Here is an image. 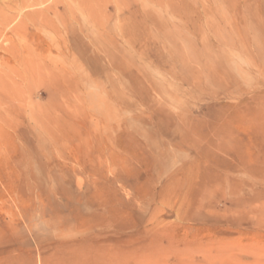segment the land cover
<instances>
[{
    "label": "rangeland",
    "instance_id": "obj_1",
    "mask_svg": "<svg viewBox=\"0 0 264 264\" xmlns=\"http://www.w3.org/2000/svg\"><path fill=\"white\" fill-rule=\"evenodd\" d=\"M32 1L0 39V264H264V0Z\"/></svg>",
    "mask_w": 264,
    "mask_h": 264
},
{
    "label": "bare ground",
    "instance_id": "obj_2",
    "mask_svg": "<svg viewBox=\"0 0 264 264\" xmlns=\"http://www.w3.org/2000/svg\"><path fill=\"white\" fill-rule=\"evenodd\" d=\"M14 0H0V39H7L8 38V36L12 33V32H15V31H17V30H19V32L22 30V29H20L21 27L19 26V27H14V28H11L10 27V25L12 24V22H13V20L15 19L13 16H11L10 15V11H12L11 10V6H13L14 4H15V6L17 5H19L22 9H26V8H29V6H33V1L31 2L32 3V5H28V3H29V1L30 0H16L15 2L16 3H14L13 2ZM84 1V0H83ZM35 2H37L38 3V0L36 1L35 0ZM40 2V1H39ZM30 3V4H31ZM44 3V2H43ZM36 4V3H35ZM39 4V3H38ZM80 4H84V2L83 3H80ZM56 6H57V3H56ZM34 7V6H33ZM36 7V6H35ZM49 9H51V8H49ZM14 10V9H13ZM17 10V9H16ZM31 10V9H30ZM33 10V9H32ZM39 12H37V13H35V12H33V13H25L24 11V13H18L20 16H22V17H20V22L22 23L23 21H24V18H26V19H28L27 20V22L29 21V19H30V17L31 18H35V17H41V11L39 10V9H37ZM19 11V10H18ZM21 11V10H20ZM19 11V12H20ZM28 11V10H27ZM29 12V11H28ZM47 12H48V10H47ZM15 13H13V15H14ZM17 14V13H16ZM35 15V16H34ZM17 17V16H16ZM23 18V19H22ZM42 18V17H41ZM44 18V17H43ZM16 20V19H15ZM18 20V19H17ZM16 20V21H17ZM15 21V22H16ZM33 21V20H32ZM40 22H41V20H39ZM26 22V23H27ZM31 22V21H30ZM35 22H37V21H35ZM40 22H38V23H40ZM33 23V22H32ZM37 23V24H38ZM36 26H38V28H39V24L38 25H36ZM40 27H41V23H40ZM24 30V29H23ZM41 30V29H40ZM18 32V31H17ZM22 32V31H21ZM14 34H17L18 35V33H14ZM13 34V35H14ZM20 34V33H19ZM12 35V34H11ZM10 37V36H9ZM12 37V36H11ZM6 42V41H5ZM3 43V42H2ZM0 44H1V42H0ZM3 45V44H2ZM10 48V47H9ZM14 48V47H13ZM2 49H4V47L2 48ZM19 49V48H18ZM8 50V49H7ZM7 50H5V51H7ZM20 50V49H19ZM0 51H3V50H1V47H0ZM10 52H11V49L9 50ZM14 51V50H13ZM17 52V51H16ZM22 51L20 50V53H21ZM118 52V51H117ZM15 53V52H14ZM23 53V52H22ZM13 54V53H12ZM120 55V54H119ZM16 57V56H15ZM18 57H19V54H18ZM22 57V56H21ZM36 57V56H35ZM34 57V58H35ZM30 58V57H29ZM25 59V58H24ZM26 60V59H25ZM24 60V61H25ZM39 60V59H38ZM19 61V60H18ZM34 61H36V60H34ZM33 61V62H34ZM22 63H23V61H22ZM35 63V62H34ZM33 63V64H34ZM23 64H25V63H23ZM29 64V63H28ZM36 64V63H35ZM38 64V63H37ZM22 66V65H21ZM26 66V65H25ZM31 66H33V65H30L29 64V67L31 68ZM36 66V65H35ZM27 67V66H26ZM25 67V68H26ZM37 67V66H36ZM35 69H37V68H35ZM18 71V70H17ZM35 70L33 69V73H35L34 72ZM19 72H21V71H19ZM26 72H28V69H26ZM84 74V73H83ZM71 75V74H70ZM86 75V74H85ZM84 76V75H83ZM3 77V76H2ZM86 77V76H85ZM4 78V77H3ZM28 78V77H27ZM72 78V77H71ZM1 83V82H0Z\"/></svg>",
    "mask_w": 264,
    "mask_h": 264
}]
</instances>
